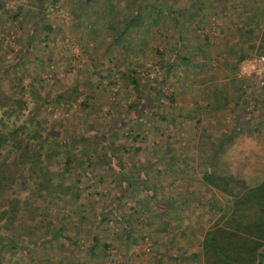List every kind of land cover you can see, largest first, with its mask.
Wrapping results in <instances>:
<instances>
[{"label":"rangeland","instance_id":"obj_1","mask_svg":"<svg viewBox=\"0 0 264 264\" xmlns=\"http://www.w3.org/2000/svg\"><path fill=\"white\" fill-rule=\"evenodd\" d=\"M42 1L0 0L8 11L0 12L4 95L14 92L29 106V78L42 82L46 97L60 94L58 104L47 103L39 112L58 138L76 139L90 121L97 132L121 114L127 121L112 129L109 144L92 149L96 156L110 147L119 170L80 169L87 178L75 183L81 206L63 196L44 213L37 210L35 222L22 223L30 233L15 239L16 248L0 247V264H200L198 256L188 254L198 251L201 234L227 204L201 181L202 172L209 168L249 178L254 171L264 173V144L254 138L264 137V126L257 129V122L239 126L218 152L210 147L237 124L234 114L264 108V97L259 99L264 88H251V77L239 71L241 62L258 55L264 0ZM134 17L139 20L135 28L134 22L128 26ZM29 30L33 40L18 61ZM151 92L160 94L157 101ZM138 93L144 95L145 111L127 113ZM257 117L264 121V111ZM203 129L208 141L200 139ZM79 150L70 153L76 168L81 167ZM169 153H175L172 160L161 158ZM140 166L153 179L147 193L127 189L116 208L104 214L119 171L132 176ZM95 171L101 182H94ZM21 196L36 194L25 190ZM164 220L174 235L163 230ZM59 223L61 235L50 241ZM38 237L44 243L29 245ZM176 253L188 257L179 261Z\"/></svg>","mask_w":264,"mask_h":264},{"label":"trees","instance_id":"obj_2","mask_svg":"<svg viewBox=\"0 0 264 264\" xmlns=\"http://www.w3.org/2000/svg\"><path fill=\"white\" fill-rule=\"evenodd\" d=\"M37 1L40 4L43 2L42 0ZM56 1L51 0L52 3ZM108 6L111 5L108 3ZM0 12L2 14L8 13L3 9L2 4L0 5ZM129 23H132V27L135 28L139 20L134 17V20L128 22V26ZM44 27L47 28L46 31H50V26L44 25ZM32 34L33 30H29L24 40L26 44L23 52H20L16 57L18 61L22 60L25 52L29 50V45L33 40ZM256 52L258 55L264 56V18L261 21V32ZM15 64L14 62L11 66L4 65L3 69L13 67ZM126 79L133 89H136L133 75L128 74ZM250 80L253 81L250 84L251 88H264V84L258 85L255 78ZM36 81H38L37 84ZM28 85L33 87L28 92L31 99L29 106H27L26 99L15 96L14 92L6 96L4 90L0 89V247L6 248L9 246L10 249L16 248L19 243L15 239L20 238L22 233H30V229L23 227L22 223H25L26 220L35 222L37 220V210L40 211L39 213H44L47 208H51L53 204L58 203L63 196H66L65 198H68V201L74 207L81 206L79 189L76 188L75 183L78 184L82 180L86 181L87 178L85 173H82L83 170L92 168L97 169V171L100 168L106 170L114 168L116 172L119 170V165L115 163V155L110 147L102 152H97L96 156L93 155L92 149L95 146L99 147V143L109 144L106 141L107 137L110 134L115 135L112 129L127 121L126 116L121 114L119 117L113 118L106 129L99 132L96 131L92 121H90L87 124L88 129L84 133L80 132L78 136H74L76 139L66 136L55 137L54 130L46 122V117L44 115L41 117L39 112L45 109L47 103L58 104L60 94L46 97L42 82L33 78H29ZM151 94L155 101L160 97L158 92H151ZM142 98H144V95L138 93L135 97L136 100L127 104V113L136 112L137 109L145 111ZM168 99L171 100L172 96H168ZM23 110L26 111L25 114L22 113ZM263 110L259 106L253 113L240 111L234 114L237 124L229 128V134H222L220 139L215 140V143L213 142L214 145L210 144L211 152L214 154L218 152V148L227 146L231 141L229 142L226 138L229 135L234 136V134H237L239 126L246 128L248 123L257 120V123H259L256 125L257 129L263 127L264 123H261L263 121H259L257 117L258 113ZM204 130L199 131L200 139L208 141ZM254 138L257 139L256 142L264 144V137L254 136ZM77 141L79 147H84L77 148L75 145ZM225 142L227 144L223 145ZM88 144H90L91 149L87 148ZM75 149H80L79 155L82 157L81 167L79 168L74 166L70 154ZM174 156L175 153H169L165 156L162 155L161 158L164 157L167 161H170ZM184 157L185 153L180 156V158ZM58 166L59 169L56 168ZM143 168L144 166L137 167L133 170L132 176L124 175L119 171V177L116 178L117 187L111 197L112 203L109 202L110 205L103 208L105 210L104 214L112 212L116 208L117 202L127 189L147 193L148 184L153 179L141 173ZM80 169H82V172ZM261 171H254L250 178L227 171L215 173L209 168L202 172L201 181L222 194L227 204L221 208L220 214L201 234L198 251L188 254V256H198L200 264H264V173H261ZM157 172L161 173V171ZM99 176H96L95 171L94 182H101ZM25 190L35 191L36 196H21ZM149 194L152 198H156L155 194ZM192 196L197 199L195 195ZM155 205H157L159 211L165 210L164 205L160 206L158 202H155ZM124 222L123 225L125 226ZM62 228V223H59L55 230L50 231V241L61 235ZM164 229L168 236L175 234L169 229L166 220H164ZM1 231L8 232L3 233ZM125 233L126 237H130L132 232L128 229ZM65 238L70 240L67 236ZM42 239L44 240V238ZM42 239L38 237L37 240H28V243L29 245H35V242L40 241L39 244L41 245L44 243ZM25 247L23 246V248ZM92 247H94V238L91 239L89 249ZM102 247L107 250L110 246L103 244ZM169 249L173 250L170 247ZM180 255L177 254V260L182 261L187 253Z\"/></svg>","mask_w":264,"mask_h":264},{"label":"built area","instance_id":"obj_3","mask_svg":"<svg viewBox=\"0 0 264 264\" xmlns=\"http://www.w3.org/2000/svg\"><path fill=\"white\" fill-rule=\"evenodd\" d=\"M241 75L255 78L258 85L264 84V56L254 55L241 62L239 66Z\"/></svg>","mask_w":264,"mask_h":264},{"label":"crops","instance_id":"obj_4","mask_svg":"<svg viewBox=\"0 0 264 264\" xmlns=\"http://www.w3.org/2000/svg\"><path fill=\"white\" fill-rule=\"evenodd\" d=\"M263 97H264V95L262 94L261 96H260V98L259 99H263ZM264 100V99H263ZM261 106H263V104H260ZM264 109V108H263ZM264 111V110H263ZM259 120H260V118H258ZM263 121V120H262ZM255 122H257V120H255ZM264 122V121H263ZM263 122H261V123H263ZM259 123H256V125H258ZM255 125V126H256Z\"/></svg>","mask_w":264,"mask_h":264}]
</instances>
